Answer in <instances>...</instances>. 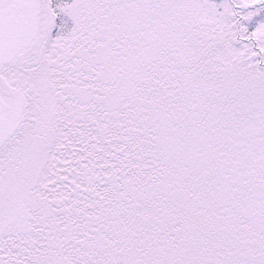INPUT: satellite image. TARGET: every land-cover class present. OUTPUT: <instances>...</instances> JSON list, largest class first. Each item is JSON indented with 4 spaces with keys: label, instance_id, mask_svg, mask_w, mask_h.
Returning a JSON list of instances; mask_svg holds the SVG:
<instances>
[{
    "label": "snow or ice",
    "instance_id": "1",
    "mask_svg": "<svg viewBox=\"0 0 264 264\" xmlns=\"http://www.w3.org/2000/svg\"><path fill=\"white\" fill-rule=\"evenodd\" d=\"M0 264H264V0H0Z\"/></svg>",
    "mask_w": 264,
    "mask_h": 264
}]
</instances>
